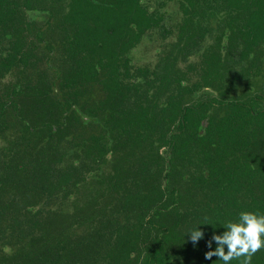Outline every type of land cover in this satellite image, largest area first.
I'll return each instance as SVG.
<instances>
[{"label": "trees", "instance_id": "obj_1", "mask_svg": "<svg viewBox=\"0 0 264 264\" xmlns=\"http://www.w3.org/2000/svg\"><path fill=\"white\" fill-rule=\"evenodd\" d=\"M149 2L0 0V264H223L212 236L264 214V0H177L143 66Z\"/></svg>", "mask_w": 264, "mask_h": 264}, {"label": "clouds", "instance_id": "obj_2", "mask_svg": "<svg viewBox=\"0 0 264 264\" xmlns=\"http://www.w3.org/2000/svg\"><path fill=\"white\" fill-rule=\"evenodd\" d=\"M223 226L227 230L222 235L214 234L208 241L209 248L212 247L213 241L218 246L214 251L206 253V259L211 260L215 256L223 264H231L233 260H239L240 264H251L252 257L264 250V214L243 211L237 222H228ZM189 234L193 243L204 237V232L199 226Z\"/></svg>", "mask_w": 264, "mask_h": 264}, {"label": "rangeland", "instance_id": "obj_3", "mask_svg": "<svg viewBox=\"0 0 264 264\" xmlns=\"http://www.w3.org/2000/svg\"><path fill=\"white\" fill-rule=\"evenodd\" d=\"M151 3L153 8H157L158 12L164 15V20L162 21V23H166V25L171 26H178L182 22L183 14L181 13L180 5L176 2V0H153ZM159 34L160 33L158 32L145 36L140 45H138L133 50L131 57L137 65H152L153 63L160 60L161 55L167 56L172 52V47L169 45L171 39L167 40L166 37L161 40L162 33L160 35ZM214 39V36L209 35L207 36V40L205 41H208L209 44H213V42H215ZM237 54H235V56H237ZM170 56L175 57L174 55ZM178 58H180V60L177 61V65L182 68L184 65H188L189 63H197L200 59V55H193L190 58V61H187L186 64L184 63V59L182 56ZM195 96H200V93H197Z\"/></svg>", "mask_w": 264, "mask_h": 264}, {"label": "flooded vegetation", "instance_id": "obj_4", "mask_svg": "<svg viewBox=\"0 0 264 264\" xmlns=\"http://www.w3.org/2000/svg\"><path fill=\"white\" fill-rule=\"evenodd\" d=\"M153 0H150V2H149V6L151 7V12H154V13H157V15H158V17H161V21L159 22V24H157V25H154V27L151 29V30H154V31H151V30H149V31H147L148 33H147V35H151V34H153V33H162V39L161 40H163L164 38H166L167 37V40L168 39H171V42H170V44H172V43H174V41H175V38H176V32L177 31H180V30H177V25H174V26H171V25H166V23H162V21L164 20L163 19V16L164 15H162L161 13H159L158 12V9L157 8H153V6H152V2ZM175 1V0H174ZM176 2H177V0H176ZM180 5V4H179ZM37 10V9H36ZM36 10H31V9H28V10H26V13H27V15H28V18H29V20H31V21H40V22H44V21H46V18L45 17H43V14H42V11H40V10H38V11H36ZM181 10V9H180ZM181 13L183 14V19H182V22L184 21V18H185V14L181 11ZM181 22V23H182ZM213 22H217V21H213ZM211 28H214L215 26H217L216 28L218 29L220 26L219 25H217V24H211ZM197 27V31H198V25L196 26ZM179 28H180V25H179ZM221 28V27H220ZM205 32V31H204ZM198 33H200V31L198 32ZM159 34V35H160ZM146 35V36H147ZM145 38V37H144ZM143 38V39H144ZM142 39V40H143ZM142 42V41H141ZM169 44V45H170ZM140 45V44H139ZM208 91V90H207ZM198 93H200V96L203 94V93H201V92H198ZM209 93H211V91L209 92ZM108 160H111V158L109 157L108 158Z\"/></svg>", "mask_w": 264, "mask_h": 264}]
</instances>
